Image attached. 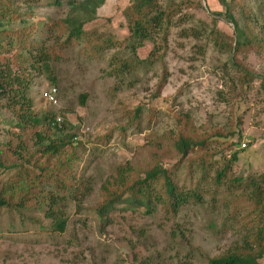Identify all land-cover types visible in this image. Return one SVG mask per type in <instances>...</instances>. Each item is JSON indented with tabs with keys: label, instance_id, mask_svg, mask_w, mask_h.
<instances>
[{
	"label": "rangeland",
	"instance_id": "obj_1",
	"mask_svg": "<svg viewBox=\"0 0 264 264\" xmlns=\"http://www.w3.org/2000/svg\"><path fill=\"white\" fill-rule=\"evenodd\" d=\"M81 1L33 0L31 7L19 1L15 7L25 23H13L11 28L29 25L37 37L45 38L48 27L74 15L70 2ZM131 1L106 0L96 19L84 25L85 31L113 37L117 43L99 49L95 56L75 45L60 49L50 67L55 85L42 74L27 90L35 115L52 114L55 122H65L61 135L74 136L75 148L66 147L64 155L74 153L70 178L83 177L86 191L79 204L72 200L73 188L65 191L64 232L53 229L44 210L1 208L0 264H206L208 258L239 242L257 222L249 208L237 205L230 213L220 203L213 207L208 197L171 217L162 209L146 213L118 204L104 225L94 212L108 166L133 161L147 136L175 131V116L180 113L189 114L200 131L226 135L214 137L208 146L218 151L214 167L220 166V154L228 158L237 152L230 168L232 178L246 180L264 172V55L250 52L238 57L254 75L249 85L241 86L227 47L235 36L234 27L219 17L212 21V14L221 11L219 2L177 0L191 5L174 17L165 45L145 42L133 56L124 42L129 36L124 11ZM243 4L253 19L264 24V0H243ZM212 26L223 34L222 48L203 35V27ZM192 30H200L201 36L193 38ZM55 38L56 33L46 46ZM134 57L138 62L134 72L113 73L117 60ZM163 75L165 83L157 95ZM52 88L55 103L43 97ZM81 95L86 96L83 105ZM0 108L1 157L10 113ZM136 109L140 114L134 119ZM194 168L191 178L185 163L176 171L175 178L185 190H192L199 175ZM213 171L202 188L213 189ZM5 178L0 169V179Z\"/></svg>",
	"mask_w": 264,
	"mask_h": 264
},
{
	"label": "trees",
	"instance_id": "obj_2",
	"mask_svg": "<svg viewBox=\"0 0 264 264\" xmlns=\"http://www.w3.org/2000/svg\"><path fill=\"white\" fill-rule=\"evenodd\" d=\"M19 1L27 7L33 3V0H0V101H3L0 107L10 113V120L6 123L8 139L0 157V169L6 177L0 179V209L8 205L44 210L53 229L64 232L67 222L63 213L65 191L73 188L75 204L81 202L86 191L83 177L70 178L74 153L69 157L64 155L66 147L75 148L74 136H62L65 122H55L52 114L35 115L31 111L27 90L34 78L42 74L55 85L50 67L60 49L75 45L86 55L95 56L99 49L109 47L114 38L96 36L84 30L86 23L96 19L98 9L106 0H82L77 5L70 2L74 15L59 20L52 28L48 27L45 38L37 37L29 25L11 28L13 23H25L15 7ZM217 1L221 11L212 14V21L219 17L233 25L235 36L227 44L230 60L239 72V84L249 85L254 75L238 61V57L250 52L264 55V24L249 15L243 0ZM198 3L201 7V2ZM189 5L188 1L177 0H132L124 11L129 32L124 40L125 47L135 56L145 42L157 46L159 41V46L165 45L174 17L182 7ZM202 31L214 47H223V34L215 27H203ZM55 33V42L46 46ZM200 36V30H192L193 38ZM137 64L136 57L119 59L113 73L134 72ZM164 83L165 75L158 82L157 95ZM85 100L86 96L81 95V105ZM138 114L140 111L136 109L134 119ZM175 119V131L147 136L133 161L108 166L107 177L98 190L101 199L94 212L106 225L118 204L131 210L143 209L146 213L162 209L170 217L190 203L201 204L204 197L209 198L213 207L220 203L230 213L237 205L249 208L257 221L254 226L245 231L239 242L208 258L206 264H260L264 257V172L246 180L232 178L230 168L237 160V152H232L228 158L220 154V166L214 167L218 151L212 152L208 147L214 137L226 135L217 131H200L189 114L180 113ZM231 146L230 143L228 150ZM184 163L188 177H193L194 166L199 172L192 190L182 188L175 178L176 171ZM210 171H213L214 187L204 189L201 184L210 177Z\"/></svg>",
	"mask_w": 264,
	"mask_h": 264
},
{
	"label": "built area",
	"instance_id": "obj_3",
	"mask_svg": "<svg viewBox=\"0 0 264 264\" xmlns=\"http://www.w3.org/2000/svg\"><path fill=\"white\" fill-rule=\"evenodd\" d=\"M55 88H52L51 90H48L46 92H44L43 97L47 102H51V103H55ZM60 122V119L57 120V123ZM242 147H244V145H242Z\"/></svg>",
	"mask_w": 264,
	"mask_h": 264
}]
</instances>
